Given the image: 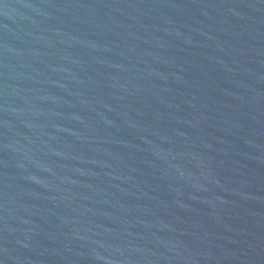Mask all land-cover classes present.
Listing matches in <instances>:
<instances>
[{
	"label": "water",
	"instance_id": "95a60500",
	"mask_svg": "<svg viewBox=\"0 0 264 264\" xmlns=\"http://www.w3.org/2000/svg\"><path fill=\"white\" fill-rule=\"evenodd\" d=\"M0 264H264V0H0Z\"/></svg>",
	"mask_w": 264,
	"mask_h": 264
}]
</instances>
